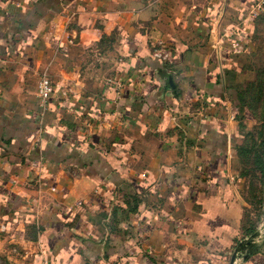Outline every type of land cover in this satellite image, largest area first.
<instances>
[{
    "label": "crops",
    "instance_id": "1",
    "mask_svg": "<svg viewBox=\"0 0 264 264\" xmlns=\"http://www.w3.org/2000/svg\"><path fill=\"white\" fill-rule=\"evenodd\" d=\"M257 1L0 0L5 264H229L260 231L238 89Z\"/></svg>",
    "mask_w": 264,
    "mask_h": 264
},
{
    "label": "rangeland",
    "instance_id": "2",
    "mask_svg": "<svg viewBox=\"0 0 264 264\" xmlns=\"http://www.w3.org/2000/svg\"><path fill=\"white\" fill-rule=\"evenodd\" d=\"M196 1L200 2L201 0ZM254 13L257 15V20L252 36L253 50L248 55L250 57L248 62L250 82H245L238 89L243 101L241 108L243 110L246 109L250 114V121L244 120L243 122L246 124V129L252 130L255 138L259 136L264 138V8ZM99 42L98 40L96 41L97 44ZM97 44L90 48L91 55L87 58L93 66L97 63L98 59L101 60L104 54L102 48H100L101 46ZM105 57L108 59L109 57L110 59L114 57L113 51L106 50ZM241 116L244 117L243 114ZM248 171L250 183L252 184L251 189L256 190V194L260 193V195L252 197L254 192H250V201L252 204L249 208L248 221L252 229L259 228L258 230L263 233L262 239H264V194H262L264 190V177L259 181L253 168L250 167ZM253 198L256 199L253 200ZM0 264H5L2 258L0 259Z\"/></svg>",
    "mask_w": 264,
    "mask_h": 264
},
{
    "label": "trees",
    "instance_id": "3",
    "mask_svg": "<svg viewBox=\"0 0 264 264\" xmlns=\"http://www.w3.org/2000/svg\"><path fill=\"white\" fill-rule=\"evenodd\" d=\"M240 95V93H239ZM241 98V95H240ZM241 98V104H242ZM259 133V132H258ZM259 136V135H258ZM246 143L241 147V156L244 161H247L251 168L255 170V174L258 172L261 174V178L264 177V138L257 137L255 134L249 133L246 138ZM249 173V171H248ZM255 229H250V234H252Z\"/></svg>",
    "mask_w": 264,
    "mask_h": 264
},
{
    "label": "built area",
    "instance_id": "4",
    "mask_svg": "<svg viewBox=\"0 0 264 264\" xmlns=\"http://www.w3.org/2000/svg\"><path fill=\"white\" fill-rule=\"evenodd\" d=\"M263 8H264V0H258L253 6V12H258ZM233 53L234 54L241 53L240 46L238 43H235L233 45ZM117 88H119V85H117ZM54 92H55V88L49 77L46 75L42 76L37 85V99H38L39 108L42 111H45L48 108L49 100L51 96L54 94Z\"/></svg>",
    "mask_w": 264,
    "mask_h": 264
},
{
    "label": "water",
    "instance_id": "5",
    "mask_svg": "<svg viewBox=\"0 0 264 264\" xmlns=\"http://www.w3.org/2000/svg\"><path fill=\"white\" fill-rule=\"evenodd\" d=\"M262 234L263 233L261 231H257L249 238L241 241L235 248L229 264H237L241 259H247L249 255L257 251Z\"/></svg>",
    "mask_w": 264,
    "mask_h": 264
}]
</instances>
